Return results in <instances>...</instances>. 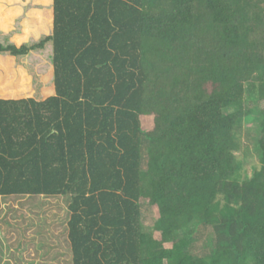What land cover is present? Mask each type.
<instances>
[{"label": "trees", "instance_id": "trees-1", "mask_svg": "<svg viewBox=\"0 0 264 264\" xmlns=\"http://www.w3.org/2000/svg\"><path fill=\"white\" fill-rule=\"evenodd\" d=\"M15 197L67 198L70 264H264V0H0Z\"/></svg>", "mask_w": 264, "mask_h": 264}, {"label": "rangeland", "instance_id": "rangeland-1", "mask_svg": "<svg viewBox=\"0 0 264 264\" xmlns=\"http://www.w3.org/2000/svg\"><path fill=\"white\" fill-rule=\"evenodd\" d=\"M251 113V117L245 119L242 131L245 148L238 155L252 154L254 162L258 163L253 146L261 120L258 113ZM247 168L248 174L252 175L251 167ZM70 216L65 197L0 198V247L5 257L10 259L12 256L13 264H70ZM155 218V211L150 208L145 219L147 228L152 226ZM19 241L24 245L17 248ZM23 249L27 251L22 252Z\"/></svg>", "mask_w": 264, "mask_h": 264}]
</instances>
